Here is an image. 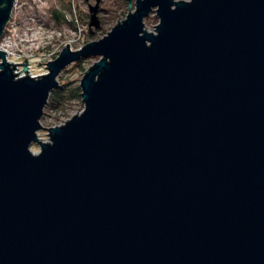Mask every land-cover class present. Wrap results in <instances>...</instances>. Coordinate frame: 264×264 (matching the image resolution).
<instances>
[{"label": "water", "instance_id": "obj_1", "mask_svg": "<svg viewBox=\"0 0 264 264\" xmlns=\"http://www.w3.org/2000/svg\"><path fill=\"white\" fill-rule=\"evenodd\" d=\"M125 2L48 74L0 51V264H264V0ZM92 57L83 112L44 128L60 72Z\"/></svg>", "mask_w": 264, "mask_h": 264}, {"label": "rangeland", "instance_id": "obj_2", "mask_svg": "<svg viewBox=\"0 0 264 264\" xmlns=\"http://www.w3.org/2000/svg\"><path fill=\"white\" fill-rule=\"evenodd\" d=\"M18 0V6L14 9L10 23V34L0 39V46L5 48L1 52L7 54L6 62L11 65L23 64L27 59V76L32 78L48 74L46 65L58 58L59 53L66 47L72 46V51L80 50L86 44L99 41L106 36L111 29L123 21L128 13L125 0H101L97 15L100 27L92 28L89 33V6L96 4L95 0ZM190 1V0H174ZM135 0H133V3ZM134 13V6H133ZM123 12L122 15H118ZM58 20H55V17ZM152 12L144 20L147 31L155 32L154 27L159 24L158 18ZM118 20V22H117ZM96 57L83 58L80 62L71 63L62 70L57 77L58 83L65 88L79 87L82 76L92 64L98 62ZM2 60L0 59V64ZM39 63V64H38ZM17 77H25L22 65L15 66ZM81 93V92H80ZM84 109L82 99L73 98L70 102L61 104L59 108H44L40 119L41 125L48 129L62 126L74 115L81 114ZM39 142H48V133L45 130L37 132ZM33 154L40 151L37 144H31Z\"/></svg>", "mask_w": 264, "mask_h": 264}, {"label": "trees", "instance_id": "obj_3", "mask_svg": "<svg viewBox=\"0 0 264 264\" xmlns=\"http://www.w3.org/2000/svg\"><path fill=\"white\" fill-rule=\"evenodd\" d=\"M55 20H58L57 16L55 17ZM80 92L81 90L79 87L65 88L64 86H61L58 90H54L50 93L47 100L48 104L45 108H59L61 104L70 102L73 98H79Z\"/></svg>", "mask_w": 264, "mask_h": 264}, {"label": "built area", "instance_id": "obj_4", "mask_svg": "<svg viewBox=\"0 0 264 264\" xmlns=\"http://www.w3.org/2000/svg\"><path fill=\"white\" fill-rule=\"evenodd\" d=\"M17 3H18V0H14V3H13V4H14V7H13V10H12V12H11V18H10L9 22L7 23V25H6L7 27H6V30H5V32H4V35H6V34H10V33H9V30H10L9 27H10V26H9V25H10L11 20H12V14H13V11H14V9L18 6ZM4 35L2 36V38L4 37ZM0 48H1L2 50H5L4 46H3V47L0 46Z\"/></svg>", "mask_w": 264, "mask_h": 264}, {"label": "bare ground", "instance_id": "obj_5", "mask_svg": "<svg viewBox=\"0 0 264 264\" xmlns=\"http://www.w3.org/2000/svg\"><path fill=\"white\" fill-rule=\"evenodd\" d=\"M69 48H72V46H69ZM22 73V72H21Z\"/></svg>", "mask_w": 264, "mask_h": 264}]
</instances>
